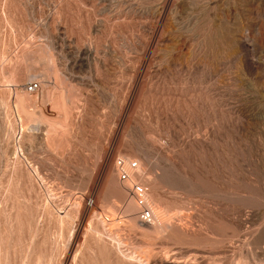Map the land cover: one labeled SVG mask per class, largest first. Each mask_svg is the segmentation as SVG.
Here are the masks:
<instances>
[{
  "label": "rangeland",
  "instance_id": "1",
  "mask_svg": "<svg viewBox=\"0 0 264 264\" xmlns=\"http://www.w3.org/2000/svg\"><path fill=\"white\" fill-rule=\"evenodd\" d=\"M0 264H264V0H0Z\"/></svg>",
  "mask_w": 264,
  "mask_h": 264
},
{
  "label": "built area",
  "instance_id": "2",
  "mask_svg": "<svg viewBox=\"0 0 264 264\" xmlns=\"http://www.w3.org/2000/svg\"><path fill=\"white\" fill-rule=\"evenodd\" d=\"M25 89L30 93H34L39 89V83L29 81L25 85ZM113 165L119 181L135 200L139 220L145 224H153L156 221V216L148 200V188L135 180L139 168L138 161L119 155L114 157Z\"/></svg>",
  "mask_w": 264,
  "mask_h": 264
},
{
  "label": "bare ground",
  "instance_id": "3",
  "mask_svg": "<svg viewBox=\"0 0 264 264\" xmlns=\"http://www.w3.org/2000/svg\"><path fill=\"white\" fill-rule=\"evenodd\" d=\"M29 116V115H28ZM136 174H140V170H139V168H138V170H137V173ZM133 177H134V175H133ZM150 196L148 195V200H149V203H150V205H151V207H152V209H153V211H154V213H155V216H156V221L157 222H159L160 224H161V221L162 220H160V216H159V214H160V212H158L157 210H155V208H156V206H155V204H154V206H155V208H154V206H153V203L151 202V200H150V198H149ZM137 206V205H136ZM138 208V207H137ZM128 213V212H127ZM162 214V213H161ZM160 214V215H161ZM141 223V222H140ZM157 226V225H156ZM158 227V226H157ZM140 263V262H139Z\"/></svg>",
  "mask_w": 264,
  "mask_h": 264
}]
</instances>
